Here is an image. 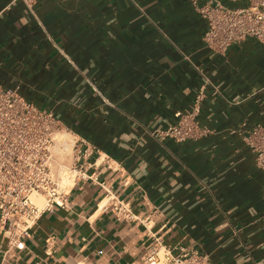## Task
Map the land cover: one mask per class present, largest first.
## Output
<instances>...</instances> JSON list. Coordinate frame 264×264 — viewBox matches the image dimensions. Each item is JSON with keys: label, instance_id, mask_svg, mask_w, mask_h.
I'll use <instances>...</instances> for the list:
<instances>
[{"label": "crops", "instance_id": "1", "mask_svg": "<svg viewBox=\"0 0 264 264\" xmlns=\"http://www.w3.org/2000/svg\"><path fill=\"white\" fill-rule=\"evenodd\" d=\"M206 31L191 0H0V86L86 141L66 207L23 250L0 233V264H142L154 235L212 264H264V170L242 131L264 126V43L221 54ZM200 93L204 135L161 139Z\"/></svg>", "mask_w": 264, "mask_h": 264}, {"label": "built area", "instance_id": "2", "mask_svg": "<svg viewBox=\"0 0 264 264\" xmlns=\"http://www.w3.org/2000/svg\"><path fill=\"white\" fill-rule=\"evenodd\" d=\"M21 1L32 10L40 0ZM191 2L207 22L204 41L210 49L222 54L248 38L264 43V0H246V7L240 10L201 6L199 0ZM201 101L200 93L193 108L177 112L175 123L159 131V137L184 143L204 135L198 122ZM242 127L244 141L254 152L257 166L264 170V126ZM84 145L85 140L62 129L53 112L42 110L16 91L0 86V233L7 236L12 246L23 250L43 213L66 207L70 188L63 187L62 180L71 177L73 171L77 178L84 169V165L75 166L80 161L75 151ZM37 196L44 198L43 205L36 202ZM113 208L121 216L130 217L123 203H116ZM142 264L212 263L197 251L169 246L154 235Z\"/></svg>", "mask_w": 264, "mask_h": 264}, {"label": "rangeland", "instance_id": "3", "mask_svg": "<svg viewBox=\"0 0 264 264\" xmlns=\"http://www.w3.org/2000/svg\"><path fill=\"white\" fill-rule=\"evenodd\" d=\"M72 154H74V151H71ZM72 165H74V159L72 158ZM76 173L73 171L72 172V176L71 177H67L64 181L65 185H68L69 187L73 185V183L75 182V178H76ZM41 199V198H40ZM41 204L39 205H43L45 203V200L43 198V200L41 199Z\"/></svg>", "mask_w": 264, "mask_h": 264}, {"label": "bare ground", "instance_id": "4", "mask_svg": "<svg viewBox=\"0 0 264 264\" xmlns=\"http://www.w3.org/2000/svg\"><path fill=\"white\" fill-rule=\"evenodd\" d=\"M67 178V177H66ZM65 177L63 178V180H62V185H63V187H67L68 185H65V183H64V181H65V179H66ZM75 180H76V178H75ZM68 188H70L69 186H68ZM43 200V198L42 197H35V200H36V202L38 203V204H41L42 202H41V199Z\"/></svg>", "mask_w": 264, "mask_h": 264}]
</instances>
